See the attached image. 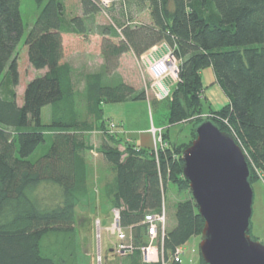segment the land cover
Segmentation results:
<instances>
[{"label":"trees","instance_id":"obj_1","mask_svg":"<svg viewBox=\"0 0 264 264\" xmlns=\"http://www.w3.org/2000/svg\"><path fill=\"white\" fill-rule=\"evenodd\" d=\"M33 1L42 9L26 39L28 58L34 69L46 73L27 85L19 105L14 89L6 95L1 87L5 80L12 88L20 81L16 50L25 30L21 0H0V264H89L76 245L75 225L77 209L93 199L85 156L92 149L80 142L78 133L93 131L80 118L73 68L62 63V34L69 27L85 38L93 32L103 38V70L85 76L82 96L106 138L100 153L113 178L104 195L112 209L120 210L121 226L132 228L134 251L122 264H145L141 249L151 242L146 216L161 212L169 183L192 194L183 174V153L199 124L213 122L234 137L250 167L252 160L264 169V0H122L107 9L112 24L105 26L94 23L106 11L97 0H81L83 15L67 22L63 0ZM161 45L179 63L171 98L157 100L168 102L165 125L193 119L195 124L187 143L172 142L164 133L167 147L159 149L157 161L155 150L136 152L129 141L108 134V125L115 121L104 118L103 106L147 100L144 90L122 80L113 84L109 78L124 54L141 59ZM206 68L213 69L229 99L219 110L204 94ZM46 107L51 108L49 125L42 121ZM203 114L208 118L202 119ZM48 138L49 150L34 159ZM123 144L125 151L119 149ZM255 180L251 170L252 185ZM41 185L58 189L51 204L36 195ZM176 219L164 239L154 242L165 264H182L183 256L175 259L176 250L201 237L205 225L194 199L177 204ZM51 234L60 238V247L45 246ZM200 264H206L201 253Z\"/></svg>","mask_w":264,"mask_h":264},{"label":"rangeland","instance_id":"obj_2","mask_svg":"<svg viewBox=\"0 0 264 264\" xmlns=\"http://www.w3.org/2000/svg\"><path fill=\"white\" fill-rule=\"evenodd\" d=\"M101 6H107L106 11L96 15L95 24L99 26L111 25L110 13L107 9L112 5L119 3L122 0H97ZM65 7L66 22L74 16H82L83 10L81 0H63ZM105 7V6H104ZM42 6L36 4L33 0H21V11L24 22V36L16 50V57L19 65L20 81L17 87H13L9 80H5L1 87L2 94H8L12 89L17 94L19 105L23 104L25 89L27 85L39 76H42V71L34 69L29 63L28 47L26 45L27 36L35 23ZM147 20V19H144ZM85 38V37H84ZM71 38L67 40L68 48L73 46V53L70 49L66 52V59L70 60V55L73 56L74 70L73 77L75 86L78 92L77 105L80 118L83 121L89 122L92 133H78L81 143L92 151H87L85 154L87 159V182L93 193V199L87 204L82 205L76 212V245L82 257L89 261V264H122L123 258L126 257L119 252L120 241L113 234V225L115 222L114 210L108 199L104 195V188L110 182L112 172L107 166L103 156L100 153L103 142L106 140L105 135L98 133L99 124L94 120L86 109L84 97V78L87 74L102 72L99 71L102 64V43L103 40L97 33H92L85 40ZM118 42L117 39H115ZM160 47V46H159ZM164 49L168 50L167 47ZM65 51V50H64ZM75 51V52H74ZM159 51V49L157 50ZM171 51V50H170ZM144 55V58L137 59L135 56H127L121 66V73L125 77L127 83L136 86L138 90H144L147 97L151 100L130 101L125 103H108L103 106L104 118L108 121L113 120L121 124L125 132H130V136L136 140H140L145 150H154L155 141L151 133L152 118L158 128L163 126L164 132L168 133L170 140L175 143H187L192 139V129L194 119L182 124L173 126L165 125L166 117L168 116V102L154 104L155 98L151 86L153 79L149 76L148 69L145 65V59L153 54ZM71 53V54H70ZM159 53V52H158ZM167 53V51H166ZM89 55V59L86 55ZM155 54V53H154ZM65 55V54H64ZM64 59V58H63ZM176 60V59H175ZM179 66L178 61L176 60ZM90 64V65H89ZM120 69V68H119ZM118 69L109 78L110 81L118 78ZM223 91V90H222ZM173 91H171V94ZM205 94V93H204ZM225 94V93H224ZM154 97V98H153ZM207 101L208 97L205 94ZM154 99V100H153ZM159 101V100H158ZM225 107V106H224ZM51 108L46 107L42 112V121L44 125L51 123ZM211 116V115H210ZM202 119L208 118V115L203 114ZM193 121V122H192ZM195 124V123H194ZM33 128V124L29 129ZM150 128L149 133L146 130ZM118 132H115L117 134ZM49 134V133H48ZM110 134V133H108ZM113 136V134H110ZM118 136V134H117ZM126 136V135H124ZM122 136V137H124ZM129 136V135H127ZM164 138V136H163ZM134 139V140H135ZM128 140L126 139V142ZM165 141V140H164ZM51 146V139H47V143L40 146L34 159L47 153ZM126 144L119 146V149L125 151ZM91 160V161H89ZM251 163L252 173L255 177V183L252 185L255 197L253 205V216L251 220L252 230L251 237L264 244V185L260 182V175L264 173V169L260 168L254 161ZM250 168V170H251ZM58 194V189L52 185H41L36 189V195L42 200L43 204H51L52 198ZM193 199L192 194L187 191H180L177 186L169 183L164 191L165 205V227L166 230H171L174 224L177 223L176 208L177 204L183 200ZM201 237H193L183 248L184 255L182 264H200V242ZM45 246L55 249L60 247V238L54 234L48 236L45 240ZM81 257V258H82Z\"/></svg>","mask_w":264,"mask_h":264},{"label":"water","instance_id":"obj_3","mask_svg":"<svg viewBox=\"0 0 264 264\" xmlns=\"http://www.w3.org/2000/svg\"><path fill=\"white\" fill-rule=\"evenodd\" d=\"M195 133L183 153V174L205 223L200 242L203 260L264 264V244L250 235L255 192L242 148L211 121L199 124Z\"/></svg>","mask_w":264,"mask_h":264},{"label":"built area","instance_id":"obj_4","mask_svg":"<svg viewBox=\"0 0 264 264\" xmlns=\"http://www.w3.org/2000/svg\"><path fill=\"white\" fill-rule=\"evenodd\" d=\"M104 3V8L107 6ZM163 48L167 47L166 45H161ZM168 50L165 49V53L161 54L160 56L156 55L159 51V48L155 47L147 55L151 54L154 50L151 57H148V61L145 59V65L148 69L149 76L153 79V84L151 86V90L159 101L167 100L171 98V91L175 87L176 83L179 81V66L176 63V58L172 51H170L169 47ZM160 50V49H159ZM167 51V53H166ZM155 53V54H154ZM144 56L142 57V59ZM176 59V60H175ZM178 61V60H177ZM109 133L113 134L118 130V125L115 122H111L108 125ZM151 133L153 135L155 141V155L157 161L159 149L164 150L167 147V143L164 142L163 138V129L152 127ZM132 145L133 149L136 152L141 150L139 144L135 141L128 140ZM245 154V153H244ZM254 164L253 161H250V165ZM251 168V167H250ZM254 166H252L251 170H254ZM260 182L264 185V173L260 175ZM115 215V222L113 225V234L118 237L120 241L119 245V252L122 253L124 256H128L134 251L133 241H132V228H124L120 224V210L113 209ZM165 205H163L161 212L157 214H150L146 216L145 224L149 226V236L151 242L149 246L144 247L141 249L142 252V260L145 264H157L162 263L165 264L163 251L157 245L154 244L155 241L161 236L162 239L165 237L166 227H165V220H166V213H165ZM184 247H180L176 250L175 259L180 261L181 257L184 255L183 251Z\"/></svg>","mask_w":264,"mask_h":264},{"label":"crops","instance_id":"obj_5","mask_svg":"<svg viewBox=\"0 0 264 264\" xmlns=\"http://www.w3.org/2000/svg\"><path fill=\"white\" fill-rule=\"evenodd\" d=\"M81 5V4H80ZM63 36V47H64V59L62 60V63L65 64H69L72 68H73V73H75V70H74V62H73V56H77V55H73L71 54L70 55V60H67L66 59V52L70 49V51L73 53V46L71 45L70 48H68V42L67 40L71 39V38H74V39H81V40H85V38L77 33H75L73 31V28L72 27H69V30L63 32L62 34ZM102 38V37H101ZM73 39V40H74ZM103 40V38H102ZM87 41V40H85ZM158 48L160 49L159 50V53H157L156 55L160 56L161 54H164L165 53V49L162 47V46H158ZM75 52V51H74ZM127 56H135L132 52H129V53H126L124 54L121 59H120V66L118 67V78H114L112 79V83L113 84H116L117 82H120L121 80L124 81L125 83H127L125 77L123 76V74L121 73V66L123 65V61L124 59L127 57ZM136 57V56H135ZM86 58L89 59V55L87 54L86 55ZM101 61H102V64H101V68L103 70V66H104V59H103V56L101 57ZM90 65V64H89ZM120 68V69H119ZM101 69L99 71H102ZM46 73V70H42V75H44ZM74 79V77H73ZM74 82H75V79H74ZM202 82H203V86H204V89H205V94L206 96L208 97L209 99V103L212 105V107L215 109V110H219L221 108H223L224 106L228 105L229 104V99L227 98V96L224 94V92L222 91V89L220 88V86L218 85L217 81H216V78H215V75H214V72H213V69L212 68H206L202 71ZM128 84V83H127ZM136 89L137 87L134 86ZM154 98V97H153ZM147 100L150 102L151 100L147 97ZM154 100V99H153ZM154 104H159L160 102H158L157 100L156 101H153ZM45 108H43L44 110ZM42 110V112H43ZM119 124V123H118ZM152 125L156 127L155 125V122H154V119L152 118ZM158 128L160 129H163V126H159ZM149 130L150 128H147L146 130L144 131H147L149 133ZM163 132H164V129H163ZM98 133H101L98 131ZM165 133V132H164ZM119 136H121V138L123 139H127V140H132V141H135L137 144L140 145V147L142 149L145 150L144 146L142 145V142L140 140H136L135 138H132L130 136V132H125V129L124 127L120 124V131L117 133ZM126 135V136H124ZM129 135V136H127ZM124 136V137H122ZM135 139V140H134ZM181 144V143H180ZM91 161V160H89ZM113 178V177H112ZM111 180V179H110ZM176 224H174L173 226L175 227Z\"/></svg>","mask_w":264,"mask_h":264}]
</instances>
